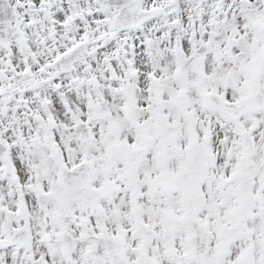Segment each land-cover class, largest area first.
<instances>
[{
  "label": "snow or ice",
  "instance_id": "snow-or-ice-1",
  "mask_svg": "<svg viewBox=\"0 0 264 264\" xmlns=\"http://www.w3.org/2000/svg\"><path fill=\"white\" fill-rule=\"evenodd\" d=\"M0 264H264V0H0Z\"/></svg>",
  "mask_w": 264,
  "mask_h": 264
}]
</instances>
